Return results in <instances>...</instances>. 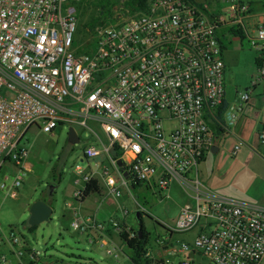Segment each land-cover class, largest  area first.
I'll use <instances>...</instances> for the list:
<instances>
[{"label": "built area", "instance_id": "2783aa9c", "mask_svg": "<svg viewBox=\"0 0 264 264\" xmlns=\"http://www.w3.org/2000/svg\"><path fill=\"white\" fill-rule=\"evenodd\" d=\"M74 1L0 0V171L11 174H4L0 190L15 197L31 171L24 140L31 128L52 134L73 127L99 144L87 143L86 167H74L75 183H81L75 201L91 180L98 193L105 191L99 204L107 196L118 201L123 192L134 199L135 188L169 199L173 182L189 199L174 224L164 226L165 235L149 239L140 264H197V257L205 264H260L264 207L207 191L198 168L215 145L214 125L225 102L221 38L228 27L258 53L248 89L221 113L225 130L264 80V16L252 19L241 0H216L214 9L196 0H149L125 22L96 27L85 49L75 44ZM257 140L264 145V121ZM240 147L235 144L231 155ZM135 204L134 214H150ZM128 214L120 206L118 216L106 218L72 209L69 228L90 245H109L106 253L117 257L116 250L126 249L120 234L135 235L122 220ZM187 233H193L190 240L175 239ZM0 264L74 263L52 259L8 227L0 230Z\"/></svg>", "mask_w": 264, "mask_h": 264}, {"label": "rangeland", "instance_id": "374dc122", "mask_svg": "<svg viewBox=\"0 0 264 264\" xmlns=\"http://www.w3.org/2000/svg\"><path fill=\"white\" fill-rule=\"evenodd\" d=\"M126 1H79L77 3L79 18L75 44L85 49L91 46L96 28L92 35L86 25L98 16L100 5H105L106 9L111 11L110 18L100 25L122 23L140 13L137 10L132 11L127 8ZM261 1L264 3V0ZM222 31L224 32V28ZM225 31L227 35L221 40L227 46L228 27ZM226 57L229 63V75L225 78V82L231 83L232 88L236 87L242 91L247 87L251 75L256 73L258 53L248 47L245 41L242 48L231 47ZM67 133V126L58 127L52 134L44 133L37 128H31L26 133L24 140L30 147L28 162L31 165V171L15 189V197H10L5 191L0 190V230L15 227L36 249L42 252L46 251L54 258L65 262L73 261L74 264H131L129 260L130 251L127 248L122 251L116 250L117 257L110 256L106 253L111 248L109 245L101 246L99 243L90 245L83 236L73 232L68 224L62 222L63 212H67V206L75 201L73 192L81 187V183H75L77 175L74 173V167L76 164L86 167V161L82 158L83 149L87 143L96 142L95 138L87 131L78 130L80 141L72 145L67 141ZM220 153L213 160L212 155H210L211 157L206 162L207 164H218L225 169L228 167L226 169L228 170V177L211 181L224 190L222 194L225 197L255 203L249 196V190L256 181L264 177V160L261 158H264V153L251 156L245 147L236 157V161L230 156L223 159ZM4 174H8L9 178L11 177L5 167L0 171V181ZM6 184L8 185L9 182L7 181ZM100 195H105V191H102ZM97 196V194L92 195V197ZM132 196L134 199L127 192H123L118 201L110 196L104 197L97 208L98 212L101 214H106L109 211L111 213L118 212L120 206L129 213L127 224L137 229L136 214H134L136 201L150 213L143 215L142 219L149 230L151 240L156 236L165 235L164 226L174 224L180 206L187 201V196L175 182L170 186L169 199L160 200L152 190L143 188L133 189ZM39 199L50 202L52 213L47 222L29 226V207ZM196 261L197 264H205L204 258L197 257Z\"/></svg>", "mask_w": 264, "mask_h": 264}, {"label": "crops", "instance_id": "0c3cea01", "mask_svg": "<svg viewBox=\"0 0 264 264\" xmlns=\"http://www.w3.org/2000/svg\"><path fill=\"white\" fill-rule=\"evenodd\" d=\"M196 1L198 3L207 4L210 9H214V4L216 2V0H196ZM241 1L249 5L252 19L259 20L262 16H264V3L261 0H241ZM226 35H227L226 33L223 34V36H226ZM244 42L245 40L243 39L242 34L233 33V34L228 35V45L225 46L223 44V59L226 65L225 78L227 77V75H229V63L226 57L227 53L229 52L231 47H235V48L237 47V49L244 47ZM231 43H233V46H231ZM256 67H257V63H256ZM249 83L247 87H245L242 91L238 90V88L236 87L232 88L230 85L231 83L229 82L228 84L226 83L225 103L227 105L237 103L240 95L243 94L248 89ZM263 121H264V80L260 81L250 91L248 102L244 106V111L238 117L235 124L225 127L224 133L221 134L219 137H217V140L214 146H217L218 150L217 151L212 150L210 153H207L201 160L199 164V168H198V179H199V182L203 185V187L207 191H210L220 196H224L222 194V191L224 190L220 188L218 185H216L214 182H212L211 180H214L217 178L222 180L228 177V170H226L228 169V167H226L225 169V167L223 168V166H219L218 164L216 165H213V163L207 164L206 161L209 157H211L210 155H212V160H213L221 152L220 154L223 156V159L230 156L232 157V159H234V161H236L237 160L236 157L239 155V153H241V151H243L245 147L247 148V150H249V155L251 156H256V154L262 155V153H264V145H260L257 140V131ZM237 143L241 144L240 150L235 156H232L231 155L232 147ZM261 158L262 160H264L263 157ZM263 192H264V177L256 181L255 184H253L251 190H249V194H250L249 196L255 201V203H250V204H256V205L264 207ZM94 194H97L98 196L92 197V195ZM188 200L189 199L187 197V201ZM45 201L48 204L50 203L48 200H45ZM99 203H100V193L98 192L91 193L83 201H74L73 203L69 204V206H67L68 211L63 212L62 222L66 223V225L68 224L69 226L70 215H71L72 209H78L82 213H89V212L97 211V214L100 218H106L110 211L106 214H101L100 212H98L97 208L100 205ZM246 203H249V202H246ZM114 214L115 215L117 214L118 216V212H114ZM127 217L122 219L126 223H128ZM146 230L149 232L147 228ZM192 237H193V233H187V234L177 235L175 239L190 240ZM150 248L156 253L159 251V249H157L154 245H151ZM51 257L52 259H56L53 256ZM260 264H264V260Z\"/></svg>", "mask_w": 264, "mask_h": 264}, {"label": "trees", "instance_id": "16d2710c", "mask_svg": "<svg viewBox=\"0 0 264 264\" xmlns=\"http://www.w3.org/2000/svg\"><path fill=\"white\" fill-rule=\"evenodd\" d=\"M79 1L81 0L74 1V4L77 9H78L77 3ZM148 1L149 0H127L126 6L132 11L137 10L141 12L146 7ZM110 15H111V11L106 9L105 5H100V11L98 12V16H96L92 21L88 22L86 25L89 31L92 33V35L94 34L95 28L98 27V25L101 26L100 24H102L103 21H105L106 19H109ZM77 29H78V26H77ZM256 63H258V59ZM225 106H226V103L223 102L218 112V115H217L218 121H216L214 125L216 129L217 137H219L225 131L223 127L221 126L224 124V121L221 119V113L225 109ZM137 184L139 186V183ZM94 192H99V185L96 180H91L85 185L82 197L79 201L85 200L86 197H88L91 193H94ZM139 215H140L139 220H141L142 214H139ZM132 230L135 233V235L132 238H128V234L125 232H122L120 234V237L126 244L127 250L130 251L129 260L134 264H140V262L145 259V253L147 252V248H148L147 246L149 244L150 233L145 229L143 225H141L140 234L138 233V228L137 229L132 228Z\"/></svg>", "mask_w": 264, "mask_h": 264}, {"label": "water", "instance_id": "95a60500", "mask_svg": "<svg viewBox=\"0 0 264 264\" xmlns=\"http://www.w3.org/2000/svg\"><path fill=\"white\" fill-rule=\"evenodd\" d=\"M67 141L74 145L79 143L80 138L73 127L68 128L67 133ZM213 151H217L218 147L214 146L212 148ZM120 164V162H118ZM52 213L51 206L44 200L39 199L33 202L29 207V217H28V225L29 226H36L42 222H47L50 218V215ZM137 220L140 219V215L136 213ZM141 224L138 227V233H141Z\"/></svg>", "mask_w": 264, "mask_h": 264}, {"label": "flooded vegetation", "instance_id": "af4514ba", "mask_svg": "<svg viewBox=\"0 0 264 264\" xmlns=\"http://www.w3.org/2000/svg\"><path fill=\"white\" fill-rule=\"evenodd\" d=\"M140 224L143 225V226L145 227V229H146V225H145L143 219H141V220H137V225H138V227H139Z\"/></svg>", "mask_w": 264, "mask_h": 264}]
</instances>
